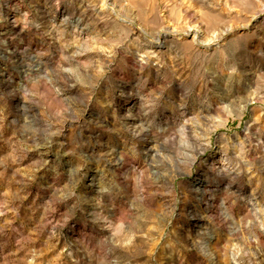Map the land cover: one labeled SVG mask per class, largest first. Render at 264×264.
<instances>
[{
	"label": "rangeland",
	"instance_id": "obj_1",
	"mask_svg": "<svg viewBox=\"0 0 264 264\" xmlns=\"http://www.w3.org/2000/svg\"><path fill=\"white\" fill-rule=\"evenodd\" d=\"M103 1L0 0V264H264V0Z\"/></svg>",
	"mask_w": 264,
	"mask_h": 264
},
{
	"label": "bare ground",
	"instance_id": "obj_2",
	"mask_svg": "<svg viewBox=\"0 0 264 264\" xmlns=\"http://www.w3.org/2000/svg\"><path fill=\"white\" fill-rule=\"evenodd\" d=\"M112 2L113 0H104L103 1V7L105 5H109V9L115 14V16H122V13L119 9H116L114 6H112ZM264 14V11L260 14L262 15ZM260 16H255V20H257ZM15 18V21L17 20V16L14 17ZM125 22L127 23H130L132 25H136V27H138L139 25L134 21V20H126L124 19ZM78 27V26H77ZM143 32V30L141 31ZM176 34V32H175ZM184 35H192L193 36V43H198V44H203L205 46H209L210 45V42H204L202 40V37L204 35V31L200 28V27H194V28H190L187 30V33H185ZM161 36H163V34L159 35L157 40L155 42H153L150 46L151 49H161L163 47V44L164 42L160 41L161 39ZM155 50V51H156ZM154 51V52H155ZM227 160L228 159H219L218 162H221L222 165V168L221 169H218L219 173L223 176H227L228 174H231L232 173V168L227 164ZM213 164H216V161H214ZM216 166V165H215ZM226 166V167H225ZM208 246H206V250H205V253L208 257V259L210 261H212L214 264L217 260V254L215 251H213L211 248H209V244H207ZM244 256L240 253V252H231L230 253V256H229V260H230V264H245L244 262Z\"/></svg>",
	"mask_w": 264,
	"mask_h": 264
}]
</instances>
